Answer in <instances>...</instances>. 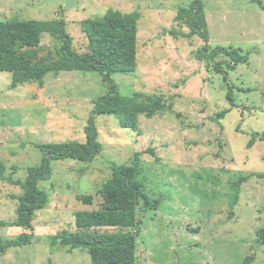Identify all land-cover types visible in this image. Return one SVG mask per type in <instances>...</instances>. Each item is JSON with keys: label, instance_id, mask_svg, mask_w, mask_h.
<instances>
[{"label": "rangeland", "instance_id": "1", "mask_svg": "<svg viewBox=\"0 0 264 264\" xmlns=\"http://www.w3.org/2000/svg\"><path fill=\"white\" fill-rule=\"evenodd\" d=\"M193 0H0V21H52L62 18L79 54L89 42L81 22L105 17L110 10L140 12L138 68L114 78L124 96L144 93L164 99L172 110L152 119L141 116L138 130L121 128L110 116H98L96 126L103 151L93 162H52L53 176L41 183L50 202L37 212L33 232L14 226L21 188L0 179L2 244L32 233L30 245L13 248L0 264H92L86 250L69 251L58 240L76 231V215L102 208L103 186L114 165L132 164L142 154L141 181L147 197L163 199L158 210L138 208L141 222L136 264H264V142L248 150L253 133L264 134V0H201L210 30L211 48L233 47L250 55V63L229 73L235 85V106L228 99L224 76L213 62L197 60L206 46L200 38H175L170 31L189 33L176 23L181 8ZM57 38L44 35L40 59L57 60ZM13 76L0 72V164L6 175L25 181L28 170L41 165L37 144L85 143L93 101L108 92L100 73L50 74L43 88L36 84L11 89ZM229 112L216 123L217 115ZM154 149L157 162L147 153ZM243 184L234 216V184ZM94 197L92 206L78 198Z\"/></svg>", "mask_w": 264, "mask_h": 264}, {"label": "trees", "instance_id": "2", "mask_svg": "<svg viewBox=\"0 0 264 264\" xmlns=\"http://www.w3.org/2000/svg\"><path fill=\"white\" fill-rule=\"evenodd\" d=\"M264 10L262 2L258 1ZM142 19L140 12L124 14L110 10L105 17L88 19L81 22L83 34L89 42L88 52L79 54L73 48V37L67 31V24L62 18L52 21H0V72L13 76L11 89L36 84L43 88L48 75H59L62 72L100 73L108 92L93 101L94 109L88 126L85 128V143L68 141L65 143L37 144L36 148L43 154L41 165L28 170L25 181L15 180L6 175V168L0 164V179L21 188L24 194L19 197L17 221L14 226L33 232L34 216L45 210L50 202L47 192L40 189L41 183L52 179V162L75 160L93 162L103 151L96 126L98 116L114 117L121 128L138 130L141 116L152 119L172 106L158 96L135 93L132 96L121 94L114 78L116 74H134L138 68V25ZM176 23L186 27L189 33L170 31L175 38L192 40L195 37L205 42L204 49L198 51L196 58L200 62H213L225 57V63H218L215 72L224 76L228 88V101L235 106V85L229 80V73L240 65L250 63V55L233 47L211 48L210 30L205 6L201 0H193L181 8L175 18ZM51 35L59 41L56 46L57 60L40 59L37 48L44 35ZM229 112L224 111L213 119L219 124ZM264 142V134L253 133L247 149L254 148L257 142ZM148 154L157 162L154 149ZM142 154H136L130 165H114L113 177L103 186L104 203L96 211H81L76 215V231L60 233L58 240L61 246L69 251L83 249L91 256L92 264H136L137 239L141 222L138 219V208L141 201L154 211L161 206L163 199L152 202L146 195L140 180L144 175ZM256 175L239 179L235 184V193L231 200V216L237 206L241 187ZM264 178V175H259ZM85 206L94 204V197L83 195L78 198ZM257 242L264 246V229L258 232ZM33 240L32 233L23 234L19 240L2 244L0 238V257L13 248H22ZM255 257H248L243 264H253Z\"/></svg>", "mask_w": 264, "mask_h": 264}]
</instances>
